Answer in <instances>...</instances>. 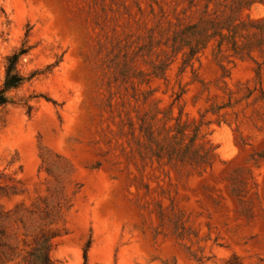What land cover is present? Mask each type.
<instances>
[{"label": "rangeland", "instance_id": "obj_1", "mask_svg": "<svg viewBox=\"0 0 264 264\" xmlns=\"http://www.w3.org/2000/svg\"><path fill=\"white\" fill-rule=\"evenodd\" d=\"M22 46L0 264H264V0H0Z\"/></svg>", "mask_w": 264, "mask_h": 264}, {"label": "trees", "instance_id": "obj_2", "mask_svg": "<svg viewBox=\"0 0 264 264\" xmlns=\"http://www.w3.org/2000/svg\"><path fill=\"white\" fill-rule=\"evenodd\" d=\"M26 53L27 49L22 46L18 51L6 58L5 77L0 87V108L10 103L7 97L8 92L17 89L32 77L24 78L18 70L20 59ZM47 215L48 213H45V217H47ZM54 237V234H49V232L45 231H40L37 236L33 237V247L23 257V264H55L49 258V252L52 247L51 241ZM83 259L85 260V251Z\"/></svg>", "mask_w": 264, "mask_h": 264}]
</instances>
